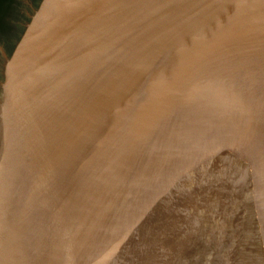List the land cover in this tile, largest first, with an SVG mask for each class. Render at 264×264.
Returning a JSON list of instances; mask_svg holds the SVG:
<instances>
[{
  "label": "water",
  "instance_id": "95a60500",
  "mask_svg": "<svg viewBox=\"0 0 264 264\" xmlns=\"http://www.w3.org/2000/svg\"><path fill=\"white\" fill-rule=\"evenodd\" d=\"M13 27L2 84L10 88L7 171L23 182L21 207L46 189L42 216L17 233L11 264H184L163 236L136 230L156 197L165 200L158 191L181 161L202 178L178 199L187 203L177 216L198 210L191 216L209 226L195 236L235 241L225 264H264V0H38ZM206 133L213 144H201ZM187 135L198 156L207 147L217 155L196 160L181 147ZM177 150L183 156L167 167L156 158ZM114 161L135 170L124 195L121 181L90 178ZM80 177L88 187L70 189ZM116 245L122 255L112 257ZM213 250L193 255L219 264Z\"/></svg>",
  "mask_w": 264,
  "mask_h": 264
},
{
  "label": "bare ground",
  "instance_id": "6f19581e",
  "mask_svg": "<svg viewBox=\"0 0 264 264\" xmlns=\"http://www.w3.org/2000/svg\"><path fill=\"white\" fill-rule=\"evenodd\" d=\"M247 73L248 72L243 71V75ZM239 79L242 80L243 77L240 76ZM245 82H247V80H245ZM222 83H225L223 85H227V82L223 81ZM1 98L4 101L0 102V264H11L12 261L11 250L14 241H16L17 233L21 232V230L24 228V225L26 223L30 225L29 222L31 221L36 222V217L42 216L44 207L41 208L40 204L38 203H40V198H42V194L45 191L46 187H43L42 185V188H39L37 192L32 191L29 194L28 202H21L22 207L20 206V201L22 199V195L20 192L23 186V182L22 180L17 179V177L13 174L11 177V174L7 171V165H6L7 164L6 158H8V154L5 145L9 140V131L7 128V118H6V109H5L7 104L5 105L4 102L10 99V88L6 89L5 86V89L1 92ZM217 125L219 129H224L227 125V119L223 122H219ZM210 136H211L210 133H206L205 138L203 140L201 139L202 141L201 144L206 143L207 141H209L210 144H213L212 141L214 140ZM192 137L193 136L189 137L187 135L185 141L186 144L181 145V147L182 146L185 147L184 148L185 151L191 149L192 153L194 154L193 156L196 160H199V157H204L205 155L207 157L209 156L212 157V155H217V154H212L211 149L207 147L206 151L202 150L201 154L198 156V153H196V149L194 148V145L192 143L193 140ZM162 151L156 154V158L159 155H161V160L164 163L162 165L166 167H167V162L165 161L169 159L171 155L177 156L179 154L180 156H183L182 150L181 151L177 150L174 153L169 152V154L168 153L166 154V152H162ZM214 158L215 159L213 162L217 160L218 163V156H214ZM234 158L237 159V156L234 155ZM21 162H23V159L20 158H18L15 161V163H21ZM178 164H180L179 166L178 165L176 166V169L178 171L171 175L169 179L171 181H167L165 183V190L158 191V192H165L166 195L165 200L161 201L160 200L161 197L160 198L156 197V201L152 203L153 204L151 206L152 211L149 218L145 220L144 224H140L139 227H136V230H138V232L145 233V235L149 237L152 236L153 234L156 235L158 234L160 236H163V240H164L163 243L165 244V246L171 247L174 250L173 253L175 254H178L179 252L178 255L181 256L183 262L185 260L184 264H202V260L198 262L193 254L204 249L207 250L214 249L216 251L217 262L219 264H225L223 262L224 259L222 258V254L230 250V248L237 246V243L231 240L230 238L221 239L217 235L210 234L209 230H205V233L200 232L198 237L195 236V233H192L193 230H196L197 228H201V227L202 229H204V227L209 226V225H205L206 221L203 216L201 217L203 220L202 224L201 221L197 219L196 215L191 216L190 214L191 211H198V210L186 209L184 212L180 211V215L177 216V211L181 209L184 210L185 207L184 205L185 200L179 205L176 204L178 202V199L180 198L184 199V197H186V199L189 198L190 184L202 178V175L197 172V169L191 168L188 161H181ZM158 169H159V173H161L162 172L161 168ZM34 175L41 176L42 174L38 173ZM111 175L117 176L119 178H113L111 177ZM106 176L108 177V181L117 179L123 183V186L125 185L124 188H121V190H123L122 193L120 194L118 192L120 195H124L126 193V190L130 188V186H131L130 190H134L136 186L137 180H135L134 167L133 165L128 164L126 162L121 163L114 161L112 163V166H110V168H104V169L95 168V172L92 173L90 178L93 183L99 181V178H105ZM48 179L49 177L46 178V180ZM85 179L83 177H80L79 180L73 181L71 183L70 189L75 190L77 187H80L84 191L89 184V182L87 180L85 181ZM184 185L186 186V190L183 192L184 188L182 189V187ZM111 186L112 185H110V188H112ZM150 187L153 189L152 186ZM150 187H147V191L148 189H151ZM178 192L180 193L181 196L177 194ZM31 215L32 218H30ZM61 220H62L61 218H58L56 220V224H61L62 223ZM67 220L71 224L72 212L69 209H67ZM75 220L76 219H74L73 222H75ZM57 226H55L57 229L54 227L56 233L58 232V228L60 227ZM166 227L168 228L164 231ZM162 229L164 234H162ZM149 230L151 232H149ZM74 240H77V238H75ZM44 241H46V238H44ZM70 241L73 240L70 239ZM207 241H209L208 244L205 243ZM76 242L78 243V241ZM43 245L45 244L43 243ZM177 246L178 248H176ZM184 248H190V250L193 251V254L192 255H190L189 253L186 254V249ZM64 249L66 248L64 247ZM169 253L170 252H168V254ZM164 256L167 255H163L162 257ZM156 260H160V259L157 258ZM214 261H210L208 264H217ZM22 264H27V263L22 261ZM111 264H117V262H113ZM157 264H159V262H157Z\"/></svg>",
  "mask_w": 264,
  "mask_h": 264
},
{
  "label": "rangeland",
  "instance_id": "374dc122",
  "mask_svg": "<svg viewBox=\"0 0 264 264\" xmlns=\"http://www.w3.org/2000/svg\"><path fill=\"white\" fill-rule=\"evenodd\" d=\"M38 0H0V102L2 101L1 92L4 90L3 83L4 69L6 65V55L9 49L14 45V40L18 35V29L13 32H8L9 27L14 25H21L31 16L32 10L35 8ZM18 27V26H17ZM14 28V27H13ZM19 28V27H18ZM7 31V32H6ZM2 82V83H1ZM107 234L106 240L101 246L109 251L111 246L105 245L110 244L109 236L115 235V229ZM100 246V247H101ZM129 248V244L127 245ZM106 251V252H107ZM121 251H119L118 245L112 246V257H119ZM115 261H118L115 259ZM125 264H128L127 262Z\"/></svg>",
  "mask_w": 264,
  "mask_h": 264
}]
</instances>
